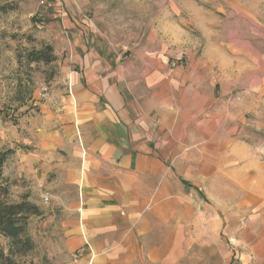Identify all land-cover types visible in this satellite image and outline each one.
Listing matches in <instances>:
<instances>
[{
  "label": "crops",
  "instance_id": "obj_1",
  "mask_svg": "<svg viewBox=\"0 0 264 264\" xmlns=\"http://www.w3.org/2000/svg\"><path fill=\"white\" fill-rule=\"evenodd\" d=\"M63 28L62 72L20 139L40 195L68 217L61 251L75 264H198L199 239L223 237L227 264H264V150L240 139L214 71L113 55Z\"/></svg>",
  "mask_w": 264,
  "mask_h": 264
},
{
  "label": "rangeland",
  "instance_id": "obj_2",
  "mask_svg": "<svg viewBox=\"0 0 264 264\" xmlns=\"http://www.w3.org/2000/svg\"><path fill=\"white\" fill-rule=\"evenodd\" d=\"M68 19L91 45L113 55L183 52L194 66L213 70L240 139L264 150V0H0V149L13 150L4 176L13 184V201L28 196L44 213L29 220L36 247L24 264H75L60 248L65 209L43 203L28 166L32 147L20 140L36 122L35 103L52 93L64 64L61 56L50 65L20 58L46 44L57 56L62 40L73 37L63 28ZM231 245L223 237L214 243L200 238L192 255L198 264H227ZM0 246L7 250L1 237Z\"/></svg>",
  "mask_w": 264,
  "mask_h": 264
},
{
  "label": "trees",
  "instance_id": "obj_3",
  "mask_svg": "<svg viewBox=\"0 0 264 264\" xmlns=\"http://www.w3.org/2000/svg\"><path fill=\"white\" fill-rule=\"evenodd\" d=\"M57 60L53 47L48 44L40 50L28 51L24 60L20 58L27 65H50ZM12 154L13 150L0 149V237L7 242V250L0 246V264H24L23 259L36 247L28 232L29 220L44 214L28 196L21 197L20 201L11 199L13 184L5 178L4 167Z\"/></svg>",
  "mask_w": 264,
  "mask_h": 264
},
{
  "label": "built area",
  "instance_id": "obj_4",
  "mask_svg": "<svg viewBox=\"0 0 264 264\" xmlns=\"http://www.w3.org/2000/svg\"><path fill=\"white\" fill-rule=\"evenodd\" d=\"M185 58H186V56L184 55L183 52L178 53L174 57L175 61L178 62V63H183L185 61ZM44 91H45V93H47V89H45ZM39 188L41 190H43V186L42 185H40ZM42 199H43V203L46 204V205H48L50 203V201H51L50 195L48 193L43 194L42 195Z\"/></svg>",
  "mask_w": 264,
  "mask_h": 264
}]
</instances>
